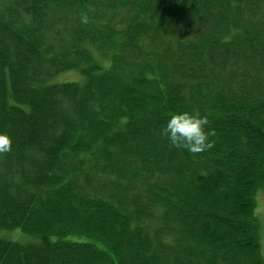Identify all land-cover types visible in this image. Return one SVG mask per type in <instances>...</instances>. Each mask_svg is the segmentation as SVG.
Instances as JSON below:
<instances>
[{"label": "trees", "instance_id": "obj_1", "mask_svg": "<svg viewBox=\"0 0 264 264\" xmlns=\"http://www.w3.org/2000/svg\"><path fill=\"white\" fill-rule=\"evenodd\" d=\"M0 132V264H264V0H0Z\"/></svg>", "mask_w": 264, "mask_h": 264}, {"label": "clouds", "instance_id": "obj_2", "mask_svg": "<svg viewBox=\"0 0 264 264\" xmlns=\"http://www.w3.org/2000/svg\"><path fill=\"white\" fill-rule=\"evenodd\" d=\"M206 116L195 110L176 109L167 115L164 132L170 144L177 148L196 153L211 147L206 130ZM12 140L6 132H0V153L11 149ZM264 191V190H262ZM261 255L264 256V234L259 238Z\"/></svg>", "mask_w": 264, "mask_h": 264}, {"label": "rangeland", "instance_id": "obj_3", "mask_svg": "<svg viewBox=\"0 0 264 264\" xmlns=\"http://www.w3.org/2000/svg\"><path fill=\"white\" fill-rule=\"evenodd\" d=\"M60 80V82H72V81H80L81 77L77 72H68L66 73L64 76L61 75L58 78ZM257 209H256V215L260 220V223L262 225V231H261V235L264 234V191L260 190L257 194ZM61 230L58 229L57 231H55L54 229H52V231L50 233H48V235L46 236V238L48 237L49 242L51 243L52 241H54L56 238L59 237V235H57V233H59ZM14 238L16 239H24V238H28L27 235L24 234H20V232H14L13 233Z\"/></svg>", "mask_w": 264, "mask_h": 264}]
</instances>
